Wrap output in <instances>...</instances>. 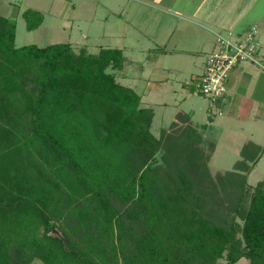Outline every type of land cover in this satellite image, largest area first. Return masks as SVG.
I'll return each instance as SVG.
<instances>
[{"label":"trees","instance_id":"1","mask_svg":"<svg viewBox=\"0 0 264 264\" xmlns=\"http://www.w3.org/2000/svg\"><path fill=\"white\" fill-rule=\"evenodd\" d=\"M27 29L44 13L23 12ZM120 48L16 46L0 14V264H264V148L213 173L216 145L117 79ZM58 230L60 234H53Z\"/></svg>","mask_w":264,"mask_h":264},{"label":"crops","instance_id":"2","mask_svg":"<svg viewBox=\"0 0 264 264\" xmlns=\"http://www.w3.org/2000/svg\"><path fill=\"white\" fill-rule=\"evenodd\" d=\"M106 1L108 44L101 47L123 50L127 62L116 71L117 79L140 94L143 107L154 110L153 124L157 118H169L170 126L178 114H183L200 131L203 129L208 142L225 139L230 146L236 141L239 153L248 141L264 148L262 68L251 63L236 66L227 94L215 111L211 113L209 105L206 108L209 121L202 123L203 127L194 122L201 112V104L196 102L202 96L187 84L204 71L207 53L215 48L218 33L238 36L257 25V38L264 47V0ZM166 96L176 104L175 110L171 111L172 105L164 102ZM208 130L213 138L205 134ZM217 148L218 145L213 155ZM263 158L264 153L260 160Z\"/></svg>","mask_w":264,"mask_h":264},{"label":"rangeland","instance_id":"3","mask_svg":"<svg viewBox=\"0 0 264 264\" xmlns=\"http://www.w3.org/2000/svg\"><path fill=\"white\" fill-rule=\"evenodd\" d=\"M28 8L44 13V21L37 29H27L23 12ZM0 14L16 23V46L18 47L29 44L44 47L53 43L71 42L76 50L86 46L91 52H97L101 45L108 44V20H105V17L108 16L106 0H0ZM261 49L264 53V47ZM164 102L173 106L171 109L169 108L171 111L175 110L176 104H172L173 102L170 98L168 100V96ZM199 102L201 112L196 114L194 122L203 127L202 123L209 121L206 108L210 106L208 107L209 102L203 97H199V101L196 103ZM216 106L209 108L211 113L215 111ZM169 121V118L167 121L157 118L152 127L153 133L159 136L162 128L169 127ZM209 131L205 133L208 136L211 135ZM210 138L213 136L211 135ZM225 141L227 140L222 139L215 142L218 148L210 160V168L213 173L232 169L234 162L241 157V153L236 148L237 142L228 146ZM263 179L264 158L259 160L250 172L248 181L250 184L256 185ZM248 262L249 260L244 257L236 264H249ZM33 264L44 263L35 259ZM219 264H227V260L221 259Z\"/></svg>","mask_w":264,"mask_h":264},{"label":"built area","instance_id":"4","mask_svg":"<svg viewBox=\"0 0 264 264\" xmlns=\"http://www.w3.org/2000/svg\"><path fill=\"white\" fill-rule=\"evenodd\" d=\"M259 28L251 26L238 36L217 34L215 48L207 53L204 71L187 84L214 107L227 94L228 83L236 66L251 63L264 70V53L258 41Z\"/></svg>","mask_w":264,"mask_h":264},{"label":"water","instance_id":"5","mask_svg":"<svg viewBox=\"0 0 264 264\" xmlns=\"http://www.w3.org/2000/svg\"><path fill=\"white\" fill-rule=\"evenodd\" d=\"M52 233H53V234H60V233L58 232V230H54Z\"/></svg>","mask_w":264,"mask_h":264}]
</instances>
